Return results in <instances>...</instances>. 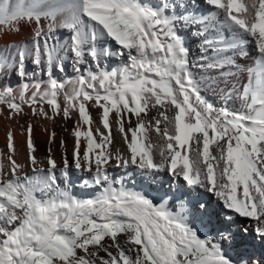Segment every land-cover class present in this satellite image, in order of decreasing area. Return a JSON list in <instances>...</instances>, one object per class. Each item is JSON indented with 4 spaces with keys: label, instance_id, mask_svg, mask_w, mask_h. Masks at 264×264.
<instances>
[{
    "label": "snow or ice",
    "instance_id": "obj_1",
    "mask_svg": "<svg viewBox=\"0 0 264 264\" xmlns=\"http://www.w3.org/2000/svg\"><path fill=\"white\" fill-rule=\"evenodd\" d=\"M204 3L207 14L177 15L174 0H0V26L16 25L19 33L21 23L32 25L30 39L0 48V72L12 68L22 78L17 88L0 86V105L9 119L25 107L46 120L75 113L74 167L100 189L81 199L61 188L56 160L49 155L48 167L39 166L31 125L28 164L19 163L9 131L8 151L0 153V264H235L224 244L232 245L230 224L239 217L255 221L254 233L264 241V0ZM178 23L196 26L202 37L204 62L195 67L221 76L235 75L234 56H247L246 45L254 44V66L240 92L242 112L217 108L201 94V80L209 78L198 80L190 70ZM60 29L70 35L57 47L51 41ZM109 41L117 55L127 56L111 69L101 64L112 55ZM62 54L71 56L78 73L67 82L52 75L53 68L63 70ZM29 58L47 71V81L27 82L36 76L24 70ZM91 107L100 112L95 128ZM153 109L158 115L148 119ZM113 129L126 145L124 154L112 147ZM110 162L134 168L149 183L169 173L180 182L179 210L169 205L168 193L154 201L125 187L110 175ZM27 166L32 175H21ZM69 168L65 157L59 169L65 184ZM203 194L226 210L219 240L202 238L189 220L187 205L193 214L209 213Z\"/></svg>",
    "mask_w": 264,
    "mask_h": 264
},
{
    "label": "bare ground",
    "instance_id": "obj_2",
    "mask_svg": "<svg viewBox=\"0 0 264 264\" xmlns=\"http://www.w3.org/2000/svg\"><path fill=\"white\" fill-rule=\"evenodd\" d=\"M149 2L152 5H157L161 2V0H149ZM169 2H172V0H169ZM242 2H246L249 5L253 2V0H242ZM255 2L258 5V0H255ZM174 3L177 5L175 8V14L180 15L184 13H195L197 15H203L207 14L209 11V6L204 3V0H174ZM16 25L12 26V30L6 29L4 26H0V48H3L5 44L11 43L13 41L16 42H23L25 40H28L31 38V31H32V25L21 23L19 25L20 31L19 33H15ZM9 32V35H2L5 32ZM177 31L179 35L183 38L185 46L188 49V60L190 65V70L192 71L193 75L196 76L198 80L201 79V77H208V81L201 80V94L204 96L205 99H207L210 103H212L217 108H226L231 112H242L244 110V105L242 100L240 99V92L241 87L244 83H246L247 80V69L249 67L254 66V60L256 58V51L254 44L249 41V43L246 45V50L248 52V55L245 57H241L239 55L234 56V59L236 61V65L238 66L239 70L236 68H233L232 71L235 72V75L233 76H221L220 70H207V69H201L199 67H195V65L199 63H203L200 58L202 55H204L201 52V43H202V37L196 35L197 27L196 26H188L183 23L177 24ZM70 33L68 30L60 29L56 32L55 37L56 39L51 41L53 44H57V41L59 42L57 44V47H60L61 45H66L69 40ZM106 46L109 47L112 51V55L108 56L107 58H104L101 60V64L103 67L111 69L114 67H119L122 64L127 62V56L126 55H117L118 48L113 42H107ZM249 46V48H247ZM63 59L61 61H58V63H63V70H60L59 68H53L52 75L59 80L60 77L64 79L65 82L73 80L76 78L78 73L74 70V61L71 58V56L63 55ZM31 58L27 59L25 61V67L24 70L26 73H29L28 71V64ZM88 67H94L93 65H88ZM10 69V68H9ZM8 70L0 72V84L5 82V85L8 86L11 85L13 88H17L19 84H16L15 82H8L6 79L4 80V74L6 75L8 73ZM36 70V69H35ZM224 71H228V69H225ZM36 72V71H35ZM45 75L44 81H47L48 75L47 71H39L38 76ZM214 81V82H212ZM64 101L63 98H61V104L63 105ZM94 124L93 127L99 126V109L95 107H91L89 109ZM158 113L155 109L151 110L148 119H151L154 116H157ZM78 117L75 113L72 114L71 119H67V124L76 126V121ZM66 120V119H65ZM64 120V121H65ZM11 123V122H10ZM10 123L7 122V124H4V121L0 118V153H7L6 149V143L8 142V139L4 133H8L9 131L12 132L14 137V144H15V155L14 159H16L21 164H28V149H27V141L24 139L23 133L15 131L11 126ZM63 123V122H62ZM134 123V118H133ZM52 122L50 121V125ZM127 127V125H126ZM18 130V129H17ZM21 131V130H20ZM58 134L61 135L60 131L58 130ZM113 149H120L121 153L124 154L126 145L123 142L122 137L115 132V129H113ZM153 143L157 142V136L153 132L151 134ZM5 140H4V138ZM59 138V137H58ZM62 138V137H61ZM57 141V140H56ZM35 145V156L37 160L40 162L39 166L47 168V157L40 153L39 150L36 147L35 142H33ZM57 144V142H56ZM56 144L53 146V159L57 162V176L60 179V173L59 169L63 167V159L66 157L69 161L70 168H69V178L68 180L71 182L68 186H60L61 188L67 187L68 190L76 196L77 198L85 199V198H94L96 195L99 194L100 189L94 185L90 178V174L86 171H80L77 169L72 170L71 168L74 167L73 163V152L75 148V140H71V142H67L65 144V150L61 151L60 147H58ZM67 151L70 155H68ZM157 159L159 157L157 156ZM4 164L7 165V160L5 159ZM75 168V167H74ZM24 172H27L29 175H32V170L30 166H27L24 168L21 175H23ZM109 173L113 177L117 179H122L124 181V186L136 190V191H142L146 193L149 197L153 198L154 201H159V198L163 196L165 193H168L167 201L169 205L173 208V210H179L180 201L175 200L176 196L181 195V193L178 191L179 181L170 179L169 173L167 172H161L158 174L155 181H152L149 183L148 180L144 179L142 175L135 170L132 167H129L127 169L122 167H117L115 162H110L109 165ZM82 179V183L80 184H74L72 179L76 180L79 178ZM81 181V180H80ZM203 193V190H201ZM210 194H203V200L207 201L209 213L205 215H201L200 211H196L195 214H193V209L191 205H187L188 213H189V220L191 223L196 227L198 230V233L201 235L202 238L207 239H214L219 240V236L217 235L218 231L224 227V224L222 223L223 219V213L226 211L222 207H220L217 202L216 198L214 196L210 195V198L213 197V199H209ZM185 204H187V197L184 198L183 201ZM242 226V228L247 227L248 232L253 231L254 233V227H255V221L251 220L250 218H244L239 217L233 220L230 224L231 231L239 230L238 228ZM250 236V235H249ZM248 238V237H247ZM121 243H124V238L121 237ZM257 242H255V249H250L247 244L243 241L234 239L231 246H229L227 243L224 244V250L226 251L227 255L231 257V259L235 262V264H242L243 261L247 260H253V261H260L261 264H264V260H260L261 254L264 252V241H262L257 236ZM108 243V242H106ZM101 255H104L103 252H101ZM264 258V257H263Z\"/></svg>",
    "mask_w": 264,
    "mask_h": 264
},
{
    "label": "rangeland",
    "instance_id": "obj_3",
    "mask_svg": "<svg viewBox=\"0 0 264 264\" xmlns=\"http://www.w3.org/2000/svg\"><path fill=\"white\" fill-rule=\"evenodd\" d=\"M247 48H249V46ZM27 69L29 71V74L36 73V76H34V77L29 75V77H27V82H31L34 79H40V80L44 81L45 75L38 76L39 71L37 69V66L34 63H32L31 59L29 61ZM4 77H5L4 80L6 79L8 82L11 81V82H15L16 84H20L22 82V78L19 75H17L16 70L12 69V68L9 69V71L6 75L4 74ZM59 80L64 81V79L62 77H60ZM3 85H5V82L2 83V85L0 84V86H3ZM61 98H63V97H61ZM0 108H3V112L0 113V118H1V120L4 121V124L6 125L7 122L8 123L11 122L10 126L15 131H17L19 133L21 132V134L23 133L24 139H26V141L28 139L27 128L29 125L32 126V140H33V142H35L36 147L39 150V152L43 153L47 158L49 155H51V157L53 158L52 151H53V146H54V144H56V142H57L56 145L58 147H60L61 151H63V150H65V144L67 142H71V140H73V138H74V136H73L74 126L67 124V119L65 120V118L62 115L57 116L54 120H46L40 116H33L30 113V110L27 107H25L24 112L22 114L16 115L14 118L9 119L10 114H9L7 108L2 106V105H0ZM50 121L52 122L51 125H50ZM58 130L60 131L61 135L58 134ZM53 133L55 134L54 139H52ZM5 135L7 137V133H4V137H5ZM0 139H1V136H0ZM4 140H5V138H4ZM62 142H63V144H62ZM7 143H6V149H7ZM7 151H8V149H7ZM67 153H68V155H70L68 151H67ZM71 169L74 170L75 168L72 167ZM72 180H73L72 182L74 184H80L83 182L82 179H80V178H79V180L78 179H76V180L72 179ZM59 181H60L59 186H68L69 183H71L68 180L67 184H65L63 177ZM209 199L211 200V199H213V197L210 198V195H209ZM238 229L239 230H237V231L236 230L233 231L235 238L237 240L243 241L244 244L246 243L247 244L246 246H248L250 249H252V250L255 249V247H254L255 242L258 241L257 235H255V233H253V231H249V232H247V234L243 233L242 226H240ZM263 257H264V252H263V254H261L260 260L263 261L264 260Z\"/></svg>",
    "mask_w": 264,
    "mask_h": 264
}]
</instances>
